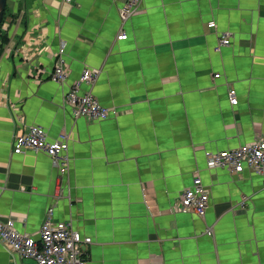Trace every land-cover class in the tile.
<instances>
[{"label":"crops","instance_id":"0c3cea01","mask_svg":"<svg viewBox=\"0 0 264 264\" xmlns=\"http://www.w3.org/2000/svg\"><path fill=\"white\" fill-rule=\"evenodd\" d=\"M125 2L8 0L20 13L0 44V219L37 237L55 205V224L92 238L89 264H264V175L206 156L264 135V0H143L123 21ZM87 67L98 77L78 89L116 116L74 118L65 94ZM32 125L69 134L66 174L45 152L14 151ZM197 176L210 192L205 217L181 209ZM23 261L0 242V264Z\"/></svg>","mask_w":264,"mask_h":264},{"label":"built area","instance_id":"2783aa9c","mask_svg":"<svg viewBox=\"0 0 264 264\" xmlns=\"http://www.w3.org/2000/svg\"><path fill=\"white\" fill-rule=\"evenodd\" d=\"M71 2L72 0H64ZM143 0H126L121 9V19L126 21L141 10ZM209 27H215L214 20L209 21ZM127 33L118 35V39H126ZM231 36L225 34L220 39V46L230 45ZM66 43L62 44L57 58V64L52 71L53 80L64 83L68 79L69 68L64 58ZM98 77V72L91 68H85L79 79V83L72 86L65 94V101L72 107L74 118L88 117L94 121L108 119L119 111L115 107L103 105L92 92H81L78 87L82 83L93 85ZM215 77H220L219 73ZM229 99L232 105L239 102L235 88L229 90ZM28 150L47 153L52 163L61 175L66 174L71 166L69 153V134L65 131L57 138L50 139L45 127L32 125L28 131L17 137L15 152L23 153ZM209 164L213 167L225 168L232 173L240 174L246 169L264 175V135L253 141L241 144L237 147L224 149L219 152H206ZM62 185L55 193V200L62 196ZM210 192L200 176L193 179L190 187H187L181 195V209L186 212H194L200 217H205L209 205ZM55 205H50L41 225L37 237L19 231L13 219H0V242L13 253L19 255L23 264H89V258L83 249V243H91L92 238L83 236L69 223L53 222ZM207 233L213 235V230Z\"/></svg>","mask_w":264,"mask_h":264},{"label":"trees","instance_id":"16d2710c","mask_svg":"<svg viewBox=\"0 0 264 264\" xmlns=\"http://www.w3.org/2000/svg\"><path fill=\"white\" fill-rule=\"evenodd\" d=\"M19 13H20V11H19ZM19 13L18 14L16 12L15 13H10V10L8 9V7H6L3 19L0 22V44H1V47L4 44H7L9 42V40H10L9 28L11 26L8 23L9 17L18 18Z\"/></svg>","mask_w":264,"mask_h":264},{"label":"water","instance_id":"95a60500","mask_svg":"<svg viewBox=\"0 0 264 264\" xmlns=\"http://www.w3.org/2000/svg\"><path fill=\"white\" fill-rule=\"evenodd\" d=\"M7 4H8V0H0V22L3 19Z\"/></svg>","mask_w":264,"mask_h":264}]
</instances>
